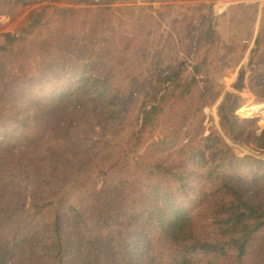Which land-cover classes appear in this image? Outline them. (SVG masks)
Instances as JSON below:
<instances>
[{"label": "rangeland", "instance_id": "obj_1", "mask_svg": "<svg viewBox=\"0 0 264 264\" xmlns=\"http://www.w3.org/2000/svg\"><path fill=\"white\" fill-rule=\"evenodd\" d=\"M36 14L40 24L31 27ZM7 35L17 37L8 42ZM200 61L205 64L199 86L192 89L194 97L196 89L207 92L203 115L188 116L175 133L171 127L185 109L167 107L158 123L138 135L141 109L157 90L158 75L172 67L189 76ZM242 70L244 87L238 90L233 85ZM263 77L264 0H0V113L14 120L0 126V177L20 199L27 194L14 215L22 222L9 233L11 244L0 253V264H12L27 242L53 245L57 238L65 240L60 264H158L157 245L168 240L159 216L170 204L151 208L148 223L147 195L134 194L147 191L150 177L165 178L156 164L181 162L185 154L177 145L190 138L196 147L200 137H209L206 161L223 159L227 148L264 160V151L235 140L227 125L235 114L252 121L248 130L264 131ZM228 95L238 101L233 106L239 104L233 113L227 112L233 101ZM222 104L228 105L224 113ZM11 145L18 153L6 151ZM59 157L57 170L43 175L52 195L32 206L36 167H49ZM188 200L179 205L196 216L200 210ZM149 203L155 206L156 199ZM134 209L140 211L136 218ZM198 218L192 227L202 235L210 222L206 214ZM4 228L5 235L9 227ZM161 235L153 256L146 257L147 243ZM44 254L34 249V264L39 258L44 263ZM188 256L194 264H207L200 250ZM250 257L244 264H264V256Z\"/></svg>", "mask_w": 264, "mask_h": 264}, {"label": "trees", "instance_id": "obj_2", "mask_svg": "<svg viewBox=\"0 0 264 264\" xmlns=\"http://www.w3.org/2000/svg\"><path fill=\"white\" fill-rule=\"evenodd\" d=\"M34 13L35 11L32 15ZM37 14L34 16L38 21L31 24V27L40 24L41 17H38ZM16 37L7 35L8 42H11ZM196 41H199L198 35ZM259 42L260 36L258 35L255 43L259 44ZM17 54L21 55V52L18 50L16 51ZM48 56L51 57L53 55L50 54ZM59 57L61 58L62 55ZM16 59L20 63V68L23 67L25 63L20 58L16 57ZM252 60L253 58H251L248 65L251 64ZM48 64L51 65L52 62ZM203 64L205 62L200 61L192 66L193 72L189 76H184V69L172 67L158 75L157 90L147 100L148 102L158 101V103L154 102L148 108L146 101L145 105L142 106V131L138 132V135L145 133L147 129L158 123L161 112L167 107L179 112L185 109L183 111L185 113L183 114L182 112L180 114L181 122L178 124L175 122L171 127V131L175 133L181 132L182 124L187 120L188 116L203 115L202 107L206 105L207 92L202 89H196L199 93L197 97H194L195 90L192 89L194 84L199 86L198 76L202 72ZM244 74V70H242L233 85L238 90L244 87ZM262 81L264 82V77ZM204 82L207 89L212 87L207 79H204ZM187 97L196 99V102L190 104ZM231 98L233 99L231 106L227 108V104H222L220 112L223 110L222 113H224V109L227 108L228 113H233L239 106V104L233 106L234 101H238L232 95H228L226 100L230 101ZM231 115L234 119L232 121L229 120L227 125L234 139L246 144L253 143L257 150L264 151V131L256 133L255 129L248 130L246 124H252L251 120L240 121L235 114ZM8 118H12V115ZM9 122L11 120L6 121L5 116L0 113V126L6 124L8 126ZM236 122L239 123L237 129L235 128ZM169 139L164 140L167 141ZM209 140V137H200L196 147L192 145V138L188 139L187 142H180L177 146L180 147V152L185 154L181 162L162 161L161 164L159 162L156 164V170L164 175H170V178H167L166 175L165 178H159L156 181L157 178L150 177L145 183L147 191L134 194V196L139 197H141L140 195H147L148 223L151 219V208L153 209L154 207L156 210L164 202L170 204L167 206L168 211H160L159 219L161 222L158 221L160 222L159 226H163L161 227L163 230L162 234L166 235L168 240L164 245L163 243L157 245L159 247L156 250L160 257L158 264H194L192 258L188 256L191 250L202 251L208 258L207 264H244L245 258L248 256L254 258L264 256V160L253 155L237 156L226 146H223L227 148L223 151L226 153L223 159L216 158L214 161L209 159L206 161L204 152ZM6 151L10 154L18 153V150L15 151L13 145L7 147ZM59 158L53 160L49 167H44L43 164L36 167L34 175L38 183L33 185L30 190L31 198L33 199L32 206L44 201V199L47 200L48 196L52 195L51 184L47 181L48 178L43 175L46 174V171L48 175H51L54 170H57L58 165L63 163V159ZM3 169L4 167L0 161V172ZM22 169L21 171H24ZM59 178L58 176L56 180ZM15 186H17V190L22 189L18 184ZM152 197L156 199V204L150 207L149 199H152ZM185 197H188L190 202L192 200L195 201L197 208L200 210L196 216H193L188 208L184 210L179 205ZM23 200L24 202L21 203ZM26 200L27 194L20 199L18 192L14 190V187H11V183L5 184L0 177V253L10 247L12 237L9 233L17 229L15 226L22 222L20 218L14 215L21 213L22 206ZM30 210H32V207L25 209L27 217H29L28 212ZM100 210H97V212H108V209ZM22 214L24 215V213ZM139 214L140 211L138 209L132 211V217L136 218ZM200 214H206L207 221L210 222L209 228L201 231L202 235L194 233L195 231L192 227L199 220L198 215ZM81 215L82 213H80ZM32 216L33 214L30 215L31 218ZM74 217L79 218L78 215H74ZM6 224L9 227V232L4 235L1 230L5 229ZM57 229H59V226H57ZM6 235H9V239H6ZM164 235L158 236L156 240L150 239V242L147 243L149 244V253L146 254V257L151 258L153 256L155 241L164 237ZM64 243L65 240L62 238H57L56 243L53 245L39 240L33 243L27 242L26 245L18 249L12 264H23V258L27 259V264H34V249L36 250V248L45 250L44 256L41 257L44 263H41L39 258L37 264H60L63 262V258L60 257L58 259V257L61 255L62 250L65 249ZM167 252L169 254L166 257Z\"/></svg>", "mask_w": 264, "mask_h": 264}]
</instances>
